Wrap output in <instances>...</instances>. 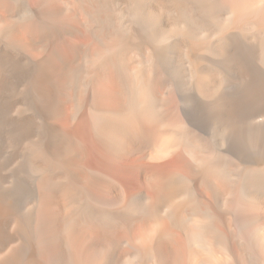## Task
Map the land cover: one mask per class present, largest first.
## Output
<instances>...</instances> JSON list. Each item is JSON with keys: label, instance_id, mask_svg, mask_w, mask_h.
I'll list each match as a JSON object with an SVG mask.
<instances>
[{"label": "bare ground", "instance_id": "bare-ground-1", "mask_svg": "<svg viewBox=\"0 0 264 264\" xmlns=\"http://www.w3.org/2000/svg\"><path fill=\"white\" fill-rule=\"evenodd\" d=\"M0 264H264V0H0Z\"/></svg>", "mask_w": 264, "mask_h": 264}]
</instances>
